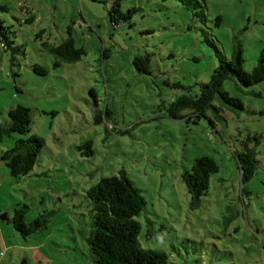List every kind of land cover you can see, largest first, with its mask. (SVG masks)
Segmentation results:
<instances>
[{
    "label": "rangeland",
    "instance_id": "obj_1",
    "mask_svg": "<svg viewBox=\"0 0 264 264\" xmlns=\"http://www.w3.org/2000/svg\"><path fill=\"white\" fill-rule=\"evenodd\" d=\"M114 1L124 14L135 8L116 24ZM201 2L204 22L179 0H0L12 40L3 44L0 33V122L11 106L31 109L30 131L6 135L0 155L18 136L43 139L25 176L14 178L0 160V264H91L85 192L121 169L146 202L135 216L142 248L164 251L168 264H264V80L244 87L226 79L244 108L223 106L221 118L167 111L178 96L198 93L218 64L203 31L228 57L239 42L243 70H252L264 56V0ZM69 36L83 49L78 59L50 51ZM138 55L149 71L136 68ZM247 136L258 165L242 184L235 152ZM201 156L217 170L192 205L182 173ZM14 209L26 222L45 214V228L23 238Z\"/></svg>",
    "mask_w": 264,
    "mask_h": 264
},
{
    "label": "trees",
    "instance_id": "obj_2",
    "mask_svg": "<svg viewBox=\"0 0 264 264\" xmlns=\"http://www.w3.org/2000/svg\"><path fill=\"white\" fill-rule=\"evenodd\" d=\"M185 8L191 10L202 22L206 20L204 3L201 0H179ZM118 2L114 1L109 10L111 22L116 24L118 18L127 19L135 8L128 9L124 14L118 8ZM0 9L5 10L4 5ZM219 18V17H218ZM31 20V18H29ZM5 27L0 19V33L5 39L3 44L9 45L12 40L6 36ZM204 32L205 40L213 46L218 59L217 66L212 70L206 82L198 84V93L182 94L170 102L167 111L173 118H181L180 112L189 109L190 117L196 120L207 117V111L212 110L213 116L221 118L222 107L231 109H243L244 105L239 97L232 96L223 88L226 79H234L244 87H250L264 80V56L260 54L256 64L249 72L243 70L242 46L235 43L231 55L216 44L209 34ZM54 55L64 59H78L83 53L82 48L74 45L71 36L62 40L58 45L50 47ZM134 64L138 70L149 71L148 59H142L140 55L134 58ZM33 70L44 74L45 68L34 65ZM259 96V93H254ZM214 125L215 121L208 117ZM31 109L21 104H16L7 109V123L0 122V143L3 138L11 133L24 135L30 131ZM257 140V136H253ZM252 139L247 136L242 142L241 149L235 152V157L240 170L242 184L247 183L255 174L258 165L256 151L249 146L247 141ZM43 146V139L35 134L28 137H16L8 149L1 151L0 160L6 165L8 172L14 178L25 176L31 172L37 155ZM85 147L88 153H92L90 143ZM217 170L216 162L208 156L197 157L193 160L189 169L182 173V179L189 193L191 204H197L201 197L207 193L209 178ZM85 196L90 203V230L87 239L91 264H168V257L164 251L144 249L138 241L140 225L135 219L145 207V199L133 181L127 176L124 169L117 175L102 177L98 182L88 188ZM46 215L40 214L33 220L26 222L24 211L14 209L11 222L16 231L22 237H28L36 230L43 229L47 223Z\"/></svg>",
    "mask_w": 264,
    "mask_h": 264
}]
</instances>
